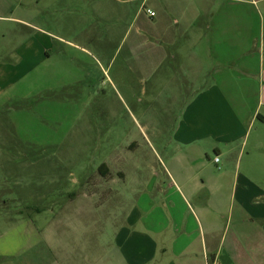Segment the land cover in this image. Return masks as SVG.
I'll list each match as a JSON object with an SVG mask.
<instances>
[{
    "label": "crops",
    "instance_id": "crops-1",
    "mask_svg": "<svg viewBox=\"0 0 264 264\" xmlns=\"http://www.w3.org/2000/svg\"><path fill=\"white\" fill-rule=\"evenodd\" d=\"M21 4L25 8L17 10L18 16L0 15L30 30L15 51L20 80L36 70L47 76L45 90L57 92L60 86L74 84L75 70L81 69L84 78L81 67L92 53L59 34L57 17L51 21L57 31L38 25L28 7L41 4L65 6L71 14L67 29H83L82 41L95 44L100 66V60L109 59L111 38L118 36L114 57L130 61L136 74L151 78L162 62L177 61L168 68L184 71L188 88L171 147L163 157L157 154L158 164L132 167L137 197L115 229L112 247H104L105 225H99V235L95 232L93 238L89 226L77 229L75 222L87 209L79 208L76 215L77 199L68 191L65 203L58 199L49 209L47 230L38 228L34 218L19 225V238L0 247V264H32L28 255L41 244L39 248L51 256L44 264H264V0H22ZM60 43L67 46V56ZM142 45L146 53L140 52ZM63 68L67 75L61 80ZM10 72L0 64L3 79L8 81ZM102 165L108 173L111 167ZM116 173L127 180L122 168ZM85 186L79 203L96 204L99 194ZM95 245L97 249L92 248Z\"/></svg>",
    "mask_w": 264,
    "mask_h": 264
},
{
    "label": "rangeland",
    "instance_id": "rangeland-1",
    "mask_svg": "<svg viewBox=\"0 0 264 264\" xmlns=\"http://www.w3.org/2000/svg\"><path fill=\"white\" fill-rule=\"evenodd\" d=\"M21 3L0 0V15L18 16L17 10L25 8ZM28 8L38 25L53 31L57 29L51 21L57 17L59 34L82 43L92 53L85 56L87 61L81 67L84 78L81 69L75 70L78 76L73 78L74 84L60 86L52 93L45 90L47 76L39 71L22 80L17 76L15 51L19 39L30 30L16 19L0 18V64L5 72L11 69L8 81L12 83L8 85L0 76V247L15 242L19 225L30 222V218L38 228L47 230L53 202L59 199L65 203L67 192L73 191L76 215L83 206L88 211L81 210L84 216L79 215L81 221L75 222L77 229L89 226L93 238L98 227L105 225L103 242L109 249L114 245L115 229L137 197L132 167L158 164V155L163 157L164 150L171 147L172 130L188 88L182 79L184 71L176 66L171 70L168 67L177 61L166 60L156 76L141 77L130 68V61L114 57L118 36L111 38L109 59L100 60V66L95 44L82 41L83 29H67L71 14L65 6L33 4ZM61 48V53L67 50L62 43ZM139 49L147 52L145 45ZM66 72V68L60 72L61 80L66 79ZM172 95L177 101L170 99ZM101 163L111 167L108 173L104 174V165L99 167ZM116 168L127 173V180L116 173ZM85 184L99 194L96 204L79 203ZM108 195L112 199L106 203ZM37 209L46 212L39 215ZM39 247L28 255V263L40 264L41 259L43 264L49 263L50 254ZM92 248L97 249V245Z\"/></svg>",
    "mask_w": 264,
    "mask_h": 264
},
{
    "label": "built area",
    "instance_id": "built-area-1",
    "mask_svg": "<svg viewBox=\"0 0 264 264\" xmlns=\"http://www.w3.org/2000/svg\"><path fill=\"white\" fill-rule=\"evenodd\" d=\"M148 12L150 13V15H154L155 14V12L153 10H151V9H148ZM216 160H218V158H216Z\"/></svg>",
    "mask_w": 264,
    "mask_h": 264
}]
</instances>
